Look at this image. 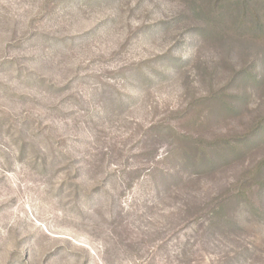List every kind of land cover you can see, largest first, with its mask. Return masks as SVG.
I'll use <instances>...</instances> for the list:
<instances>
[{
    "label": "rangeland",
    "instance_id": "rangeland-1",
    "mask_svg": "<svg viewBox=\"0 0 264 264\" xmlns=\"http://www.w3.org/2000/svg\"><path fill=\"white\" fill-rule=\"evenodd\" d=\"M0 264H264V0H0Z\"/></svg>",
    "mask_w": 264,
    "mask_h": 264
}]
</instances>
